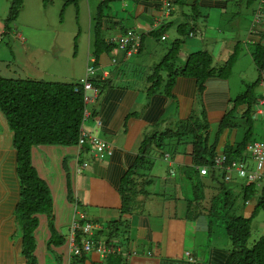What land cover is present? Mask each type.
I'll use <instances>...</instances> for the list:
<instances>
[{
	"label": "crops",
	"instance_id": "1",
	"mask_svg": "<svg viewBox=\"0 0 264 264\" xmlns=\"http://www.w3.org/2000/svg\"><path fill=\"white\" fill-rule=\"evenodd\" d=\"M32 1V2H31ZM102 1V0H101ZM170 3L173 11L170 16L163 17L160 0H108L105 3L102 18V33L107 42L119 36L127 29L142 34V45L138 54L125 56L122 52L113 51L102 54L98 60V71L108 85L97 97V100L86 107L87 120L83 129L96 134L112 144L113 155L97 161L89 150H80L78 146L39 145L31 148V165L38 177L49 188L52 198V215L56 232L64 238L62 245H47L50 238L48 218L45 214L37 215L38 225L34 231L36 247L34 255L38 264H225L229 247L223 236L225 232L220 224L209 222L205 216L195 220L185 217V205L180 201L175 208L171 201L182 198L179 185L175 181L177 173L193 163L191 140L176 139L184 130L185 124L198 120L197 124H208L207 135L209 144L216 140L214 156L224 153L225 149L235 147L242 141L248 123L242 118L244 108L235 112L233 124L218 134L219 124L232 108L233 100L242 94L247 85L260 78L259 72L250 56L251 47L256 42H263L264 27L258 36H251L254 43L246 44L253 11L257 1L249 4L247 0H162ZM11 0H0V31L4 32L2 40L9 37L13 46L17 43L23 48L26 45L24 58L16 50V56L24 69L8 65L11 54L5 53L8 64H0V77L12 79H32L46 82H77L85 76L84 69L73 63L61 65L59 68H34L41 60L31 54L29 46L22 36L23 33L6 30L5 21ZM81 5L87 8L92 5L95 14L97 6L94 0H82ZM79 3V5H80ZM199 7L200 16L191 11L193 4ZM40 1L24 0L21 17L25 9H32L38 14ZM96 6V7H95ZM45 7L42 6V9ZM18 16V17H19ZM230 16L229 20L226 18ZM17 17V18H18ZM238 28L243 26L244 33H227L225 29L234 23ZM186 23L187 28H194V33L181 38L182 45L177 64L182 65L190 53L207 51L213 56V66L220 67L237 49V57L232 65L229 76L208 79L202 90H198L192 80H179L172 91L171 97H164L161 92L146 94L150 85L147 79L154 65L158 64L169 48L161 42H173L179 39L177 28ZM166 32L158 39L153 33L161 27ZM88 52L91 40V24L87 23ZM243 34V35H242ZM172 44V43H171ZM238 44V45H237ZM237 48H236V47ZM15 47V48H16ZM12 51V49H11ZM86 57V59H87ZM54 57V61L62 63ZM62 58V57H61ZM13 60V58H12ZM3 67V68H2ZM23 67V66H22ZM86 68V64H85ZM37 71L33 76L29 70ZM16 72H20L19 76ZM25 76V77H22ZM263 91L259 85L255 96ZM256 105L253 107L251 118ZM254 120L259 123L257 132L253 131L252 141L264 140V108ZM255 115V114H254ZM97 123H99L97 125ZM252 126V125H251ZM258 135V137H256ZM14 134L8 127L5 116L0 110V237L9 238L16 230L14 208L19 200V183L16 176V151L13 143ZM153 138L173 140L176 154L168 155L169 160L159 156L156 149L151 151V168L136 169L140 158L142 143ZM218 138V139H217ZM179 139V138H178ZM246 151V150H245ZM249 168L253 161L247 152L243 155ZM163 162L165 170L156 162ZM174 176L169 175V170ZM135 170L148 174L153 183L147 186L148 193L139 196L131 215L121 213V197L119 188L124 176ZM165 176H162L163 173ZM139 174V173H138ZM139 177V176H137ZM177 179V178H176ZM244 181L235 178L228 186L236 195H240ZM258 192L261 187L256 185ZM162 193V195H160ZM254 201L247 203L244 214L252 212ZM247 217V216H246ZM77 222L76 242L82 238L113 246L121 260L109 262V257H99L94 253L85 254L84 258L74 257L68 244L70 228ZM85 223L91 225V233L83 234L80 227ZM218 226L220 235L213 237L212 228ZM264 233V225L262 227ZM67 230L64 234L63 231ZM79 237H78V236ZM13 243H8L12 245ZM18 249V248H17ZM20 252V251H19ZM19 252L14 257L22 263ZM0 250V264H3ZM8 263L11 261L8 260Z\"/></svg>",
	"mask_w": 264,
	"mask_h": 264
},
{
	"label": "trees",
	"instance_id": "2",
	"mask_svg": "<svg viewBox=\"0 0 264 264\" xmlns=\"http://www.w3.org/2000/svg\"><path fill=\"white\" fill-rule=\"evenodd\" d=\"M53 1L41 0L43 6H47ZM59 1L62 2L63 7L74 6L78 9L82 0ZM107 1L103 0L97 7L98 11L91 27L90 52L87 57V60L88 58L94 59L93 67L95 68L94 74L88 78V81L99 91V95L110 85L107 80L102 79V74L97 69L100 56L111 54L113 51L122 52L125 55V51L119 50L117 43L112 41L113 37L107 42L104 40L102 18L105 17L104 9ZM160 1L161 12H163V2ZM247 1L252 4L257 0ZM23 2L24 0H11L8 17L5 21L6 30H10L9 24L17 19ZM172 11L173 9L169 5L168 16ZM191 11H193L192 15L195 11L197 12L195 13L196 17L201 15L196 3L193 4ZM127 30L136 32L133 29ZM177 31L179 39L172 42L168 52L158 64L153 66L152 73L147 78L150 82L146 90L147 95L155 94L163 87L161 94L167 98L171 97L177 81L181 79L194 81L198 90L201 91L208 79L213 77L226 79L230 74L237 57V49L220 67L213 66V56L207 51L190 53L184 63L181 66L178 65L176 59L181 50V38L194 33V28H187V24L184 23L178 26ZM165 32L166 27L163 26L152 35L158 39ZM142 38L141 34V45ZM250 56L260 75V72L264 70V43L258 42L253 45ZM80 81L46 82L0 77V110L14 134L16 176L19 183V200L14 208L16 230H13L14 234L12 232L9 242L7 238L0 237L3 264H18V262L13 263L11 258L9 259L10 254L7 248L12 246L15 249L18 248L16 253L20 251L19 255L23 260L19 264H38L34 255L36 247L34 231L38 225L37 215L39 214H45L48 218L50 238L47 245L59 246L64 242V238L54 228L53 205L49 188L38 177L31 165V148L39 145L77 146L80 130L85 123H83V114L88 106L83 102V88ZM259 82L260 78L247 85L245 91L233 100L231 110L219 124L216 134L229 127L235 118V112L244 108L242 118L246 119L248 126L242 141L238 142L234 148L225 149L224 154L229 161L243 159L246 147L254 142L252 141L251 113L253 107L257 105L255 90L259 86ZM197 121L185 124L184 130L176 139V143L185 140V138L191 140L193 163L177 173L176 178L179 180L176 178L175 181L169 180V182L179 185L182 193V198H174L171 201L175 204V208L179 201L185 204L186 219L195 220L199 216H205L209 222L212 220L215 223H220L230 242L225 264H264V233L251 245L248 244L252 229L251 222L261 209L264 210V188L258 192L255 183H243L240 195H236L229 188L228 183L223 181V173L212 168L217 143L215 140L209 144L208 124L205 120H203V124H197ZM170 140L146 139L142 143L140 158L135 168L150 170V157L153 149H156L159 156L167 153L172 156L176 154L178 150L173 146V140ZM203 165L209 168L206 176H201L196 170V167ZM138 173L135 170L128 172L121 182L119 194L122 201L120 209L122 214L131 215L138 197L146 195L148 193L147 186L153 183V180L148 178V174L139 171ZM251 201H254L255 205L250 215L246 217L243 215L244 208ZM8 243L13 244L8 245ZM77 243L79 244L78 240ZM74 257L78 256L74 255ZM84 257L85 254H81L78 258ZM8 260L11 263H8ZM119 260L121 258L116 254L109 255L107 258V261L111 263H118Z\"/></svg>",
	"mask_w": 264,
	"mask_h": 264
},
{
	"label": "rangeland",
	"instance_id": "3",
	"mask_svg": "<svg viewBox=\"0 0 264 264\" xmlns=\"http://www.w3.org/2000/svg\"><path fill=\"white\" fill-rule=\"evenodd\" d=\"M40 1L39 12L38 14H34L32 9H25V13L19 17L11 24H9V28L13 31H18L23 33L22 36L26 40L27 44L31 46V54L37 56L41 59L38 62V65H35L34 68H54L57 69L61 65H70L72 70L73 63L77 67L81 64V69H84L85 72V64L87 57V31L88 27H86L87 23L90 22L91 26L94 23V16L96 15L92 5L91 8H87L85 4L79 5V8L76 9L74 6L63 7V4L59 0H54L51 4L44 6L42 9V2ZM90 1V0H89ZM93 0H91L92 3ZM103 1V0H102ZM101 0H94V5H98ZM32 2V1H31ZM95 6V7H96ZM22 10V9H21ZM21 12V11H20ZM20 14V13H19ZM21 15V14H20ZM8 16V14H7ZM230 16L226 18L229 20ZM232 29L230 27L226 28L227 33H237V37H241V33L245 31L243 30V26H239L238 28L235 25V22L232 24ZM243 35V34H242ZM10 38L7 37L0 43V50L2 51V56L7 52L11 54V63L8 65L10 68L13 66L21 67L24 69L25 63H22L18 57L16 56V50L22 54L24 58V53L26 52V45L23 48L21 45L17 43V47L13 46ZM172 42H169V39L166 42H161L160 44H165L166 47H170ZM16 47V48H15ZM12 49V51H11ZM58 58V61L62 63H58L54 61V57ZM5 57V56H4ZM62 57V58H61ZM13 58V60H12ZM9 61V60H8ZM8 61L5 58L0 59V64H8ZM23 66V67H22ZM59 66V67H57ZM3 68V67H2ZM80 68V67H79ZM30 75H34L37 71L35 69L29 70ZM19 76L20 72H16ZM25 77V76H22ZM254 114V113H253ZM255 118V115H252ZM251 118V125L255 132H257L259 123L257 120ZM258 137V135L256 136ZM161 165L163 168V172L165 170V165L163 162L157 161L156 166ZM162 172V173H163ZM166 173H163L162 176H165ZM170 175V174H169ZM179 180V178L177 179ZM183 204V202H181ZM238 204V203H237ZM185 206V205H183ZM244 216H249L250 214L245 213ZM212 221V220H211ZM215 223V222H214ZM220 223H217L219 225ZM264 225V210L261 209L258 214L253 218L251 222V235L248 240V244L251 245L254 241H256L262 234V227ZM221 229L223 227L220 225ZM224 231V229H223ZM64 234L67 233V230L63 231ZM213 237H217L220 235V231L218 226H214L212 228ZM228 247L230 246V242L227 239L226 235L223 236ZM11 241V240H10ZM8 253L10 254L9 259L14 261L13 263L18 262L14 257V253L16 254V250L13 246L7 248Z\"/></svg>",
	"mask_w": 264,
	"mask_h": 264
},
{
	"label": "built area",
	"instance_id": "4",
	"mask_svg": "<svg viewBox=\"0 0 264 264\" xmlns=\"http://www.w3.org/2000/svg\"><path fill=\"white\" fill-rule=\"evenodd\" d=\"M169 5L170 3L167 1H163L164 16L169 15ZM262 26L264 27V0H257V6L253 11L251 23L247 31V38L244 42L246 44L254 43V41L251 40V36H258L261 33L260 30ZM3 33V31H0V43L2 42ZM112 41L117 43L119 50L125 51V56L127 57L139 52L141 46V34L132 30H127L119 36L113 37ZM93 62V58H88L85 77L80 81L83 88V102L86 106L93 103L99 95V91L88 81V78L95 72ZM259 85L262 87L263 91L257 96V105L254 111L255 116L257 114H262L261 109L264 108V70L260 72ZM87 116L88 114L85 110L83 114V123L87 120ZM98 124L99 123H97V125ZM77 146L80 150L88 149L97 161H102L105 158L110 157L114 151L112 144L83 128L80 130ZM246 152L254 163L252 169L249 168L248 164L243 159L229 161L224 153L214 156L212 168L215 171H221L223 173V181L226 183H230L234 181L235 178H239L242 179L245 184L255 183V185H260L264 188V140L248 144ZM164 160H169L168 155L164 156ZM196 170L201 176H206L209 168L208 166L203 165L196 167ZM170 171L171 169L169 170V173ZM77 229H79L77 222H73L70 228L68 244L74 255L80 256L81 254L94 253L99 257H106L109 254L115 253L113 246L95 242L88 238L80 239L78 244L76 242ZM80 230L83 234H90L91 225L85 223L84 226L80 227Z\"/></svg>",
	"mask_w": 264,
	"mask_h": 264
},
{
	"label": "bare ground",
	"instance_id": "5",
	"mask_svg": "<svg viewBox=\"0 0 264 264\" xmlns=\"http://www.w3.org/2000/svg\"><path fill=\"white\" fill-rule=\"evenodd\" d=\"M163 15H165V12L163 11ZM96 64V63H95ZM170 174L171 175H174V171L171 169V171H170Z\"/></svg>",
	"mask_w": 264,
	"mask_h": 264
}]
</instances>
